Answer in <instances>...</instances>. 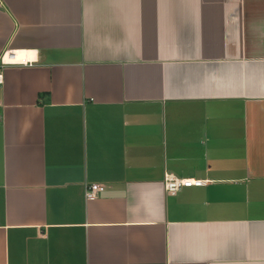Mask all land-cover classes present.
I'll return each instance as SVG.
<instances>
[{"label":"crops","instance_id":"obj_1","mask_svg":"<svg viewBox=\"0 0 264 264\" xmlns=\"http://www.w3.org/2000/svg\"><path fill=\"white\" fill-rule=\"evenodd\" d=\"M0 75V264H264V0H0Z\"/></svg>","mask_w":264,"mask_h":264},{"label":"built area","instance_id":"obj_2","mask_svg":"<svg viewBox=\"0 0 264 264\" xmlns=\"http://www.w3.org/2000/svg\"><path fill=\"white\" fill-rule=\"evenodd\" d=\"M2 63L7 64L10 63V61L5 60V56H4L2 59ZM1 83L2 82L0 81V85ZM207 183H209V180L193 178V177H179L171 172H166L164 178V186L166 193L168 195H176L180 190H182L185 187L204 186ZM106 188H107L106 185L103 183L96 182L90 184L86 188V192H85L86 199L90 201L98 198L99 195L106 190Z\"/></svg>","mask_w":264,"mask_h":264},{"label":"bare ground","instance_id":"obj_3","mask_svg":"<svg viewBox=\"0 0 264 264\" xmlns=\"http://www.w3.org/2000/svg\"><path fill=\"white\" fill-rule=\"evenodd\" d=\"M27 54L24 51H19L17 54L15 52H10L9 54L5 55V60L10 62H17V61H23L24 58H26Z\"/></svg>","mask_w":264,"mask_h":264}]
</instances>
